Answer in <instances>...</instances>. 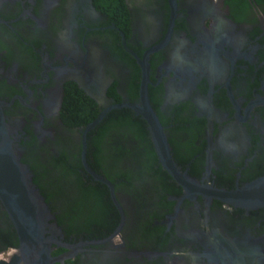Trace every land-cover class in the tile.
I'll return each instance as SVG.
<instances>
[{"label":"flooded vegetation","instance_id":"flooded-vegetation-1","mask_svg":"<svg viewBox=\"0 0 264 264\" xmlns=\"http://www.w3.org/2000/svg\"><path fill=\"white\" fill-rule=\"evenodd\" d=\"M0 101L51 264H264V206L217 193L264 192V0H0ZM0 264H25L1 201Z\"/></svg>","mask_w":264,"mask_h":264},{"label":"water","instance_id":"water-1","mask_svg":"<svg viewBox=\"0 0 264 264\" xmlns=\"http://www.w3.org/2000/svg\"><path fill=\"white\" fill-rule=\"evenodd\" d=\"M143 79L144 81L141 86V106L131 105V107L146 120L155 150L161 163L176 180L182 182L181 178H183V175L181 176L172 164L169 147L162 127L147 98V71L143 73ZM104 113L105 112H102L98 115V117L86 127V130H89L100 121ZM91 174L95 179L106 183L110 187L108 181L92 172ZM251 187L252 186H248L246 188ZM246 192V190L242 189L238 192L217 191V193L229 203H234L246 208L264 206V192H258L256 198L251 203L245 199ZM0 201L8 213L18 235L20 251L25 260V264H51L53 258L50 257V246L57 243L56 237H54V233L48 237L45 236L47 226L46 216L48 211L46 210L42 198L38 194V190L30 182L28 170L19 162L12 147V140L9 138L2 113L1 101Z\"/></svg>","mask_w":264,"mask_h":264}]
</instances>
